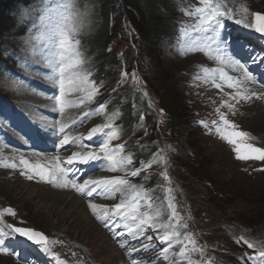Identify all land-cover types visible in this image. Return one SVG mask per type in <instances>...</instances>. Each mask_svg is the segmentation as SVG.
<instances>
[{"label":"rangeland","instance_id":"374dc122","mask_svg":"<svg viewBox=\"0 0 264 264\" xmlns=\"http://www.w3.org/2000/svg\"><path fill=\"white\" fill-rule=\"evenodd\" d=\"M210 2L215 11L225 12L231 16V18L222 17L224 20L222 39L227 42L231 54L245 63L249 70L260 68L257 64L258 50L253 51L254 48L249 47L246 42L249 38L244 36L236 39V35H242L251 30L246 25H242L245 17L249 19V24L254 25L257 22L255 13L264 14V0H226V3L225 0H210ZM202 7L204 4L201 0H170L166 11L162 10L158 15L153 12L154 15L147 21L155 30L161 23L163 28L168 29V34L172 32V29L173 33L163 34L157 40L154 30L150 34L141 30L140 33L144 39L134 45V40L130 36V20L126 15L120 18L124 35L118 31L116 39H113L109 45L120 63H108V67L102 71V76L108 83L110 82L107 79V73L109 75L114 73L123 84L118 87L122 94L119 95V107L117 108L106 106L104 103L113 91L108 86L98 89L94 84L93 68L94 65H98L95 61L98 57L96 51L89 42L85 48L80 43L77 45L78 58L84 61L82 67L88 74L89 80L95 85L93 100H85L83 109L88 110L91 107L97 109L100 104H103V108L98 111L97 121L82 122L79 133L87 137L91 128L98 125H111L119 120L122 111H124V119L127 120L125 112L128 100L132 104L134 115L138 118L147 113V108L155 109L156 115L148 117L145 114V121L147 125L150 123L152 126V138L156 139V144L150 145L145 142L141 145V149L143 152L153 149L159 157L163 158L165 168H167L165 158L171 156L172 161L169 163V168L172 182L179 193L181 203L191 217L190 226L199 229L201 236L208 241L222 239L216 247H209L206 240H196V247L198 249L202 247L203 250L205 249L204 253L207 251L208 254L205 258L197 259L195 256L198 252H195L194 260L205 262L208 257L217 258V253L213 248L227 245L230 249L222 254L226 261L218 264H248L241 260L244 252L238 246L235 247L232 242L225 240L222 230L226 224L228 227L250 230L249 234L252 230L254 233L264 231V161L246 160L244 165L249 173H245L243 166L237 163L243 164V160L236 159V148H240L241 154L246 153L248 149L245 146L251 145L247 139L241 142L240 137H234L236 143L228 142L227 144L232 145L233 149L227 150L215 138L204 136L193 122L196 113L202 110L216 111L208 106L204 99L208 91L212 89V83L221 79L222 75L225 76L221 73L223 68H220L223 64L218 61L221 57L217 55L213 58L217 54L215 46H205V37L208 33L199 30L202 14L198 12V9ZM13 8L15 25L0 41V58L4 67L0 71V229L8 231L6 226L14 223L42 231L49 237L48 247L60 257L64 264H128L125 260L132 264L127 253L122 251L120 246L117 247L104 233L101 220L97 218L100 212L95 213L94 221L87 218L88 215H93L91 204L95 203L100 208V204L105 203L107 199H98V197L96 202H89L80 198L81 194L76 193L71 186L61 188L47 182L45 183L48 185H45L38 177L29 180L26 175L21 174L27 172L29 175H34L33 171L29 172V160L39 162L43 159L40 167L49 171L46 165L52 162L58 153L50 150L39 153L27 146L24 153L16 140V138L23 139L22 134L18 130L15 131L10 120L11 111L5 109V104L11 100L18 108V113L30 115L25 118L32 123H38V120L33 117L38 118L44 124L42 130L48 134L49 132L54 133L50 127L52 125L57 127L59 123H47L49 115L42 108L48 106L49 101L44 95L40 97L38 95L42 88H51L53 93H59L58 86L50 82L38 88L31 86L40 81L38 79L41 77L47 78L45 74L52 71L53 54L58 51L54 30L64 25L71 30L73 42L80 41L82 38L92 40L102 27L101 4L97 0H27V2H17ZM174 29L177 35L174 34ZM147 44L155 46L154 50L158 58L145 49ZM139 45L142 47L141 50L138 48ZM24 55H32L44 62L41 65L50 67V70L38 73V70L32 68L31 64L30 68H27V63L34 58L26 56L24 60H21ZM56 60L58 61V57ZM25 68L28 71L23 72ZM31 70L32 72H29ZM260 73L263 82L264 72ZM242 80L243 78H240L239 81ZM85 87L87 90L84 96L87 91L92 90L89 86ZM164 89L172 93V101L176 103L175 109H171L164 103L163 106L169 109L166 111L161 106V99L166 101ZM217 90L220 92L218 100L223 102L226 98L224 92L227 89L217 88ZM13 91L15 93L11 98ZM2 94L6 98L2 97ZM208 96H212L211 91ZM80 97L81 95L71 96L75 100ZM69 104L70 102L67 101L64 105ZM255 104L257 107L239 105L238 110L246 114L241 122L242 129L253 132L264 143V105ZM12 115L14 119L20 118L14 111ZM72 118H74L73 113L70 114V119ZM177 125L178 128H176ZM151 130H149L150 134ZM235 132H240V130ZM4 134L15 145L3 139ZM44 139L45 133H40L41 143ZM82 141L87 142L86 139ZM44 143L46 144V141ZM50 143L55 144L53 141ZM181 143L184 147H181ZM61 148L59 145L57 149ZM90 150L94 149L88 148L78 152L86 153ZM21 158L28 161L27 166L20 163ZM13 164L16 165L15 168L12 167ZM35 166L38 165L35 164ZM96 167L99 170L92 173L91 179L114 177V172L100 162H92L89 165V168ZM260 167L263 169L262 173L256 172ZM134 168H138L134 162L128 166V169ZM137 181H143L142 175L137 177ZM145 185L149 188L147 184ZM132 195L127 192H116L111 195L110 200L103 205V213L106 210L112 217L114 205L120 203L121 200L131 199ZM51 196L53 199L48 200ZM74 196L79 200H76ZM71 203L72 207H69ZM160 209L164 214L163 205ZM141 211L148 215L155 214L152 207H142ZM156 218L154 222L157 224L163 221L160 215ZM74 221L78 223L75 224ZM152 222L149 221V224ZM126 223L129 224L128 221L124 222V227ZM164 230L145 228L144 235L140 237L141 243H147L140 244V246L156 245L148 248V251H153L155 254L161 252L163 245L156 241V237L162 235ZM148 235H151L153 239L144 238ZM8 246L21 253L22 259L27 261V264H41L44 261L35 245L19 237L10 240ZM31 246L36 248V252L31 251ZM118 249L122 252L120 259L116 258ZM236 250L238 251L237 256ZM140 252L145 253L144 249ZM199 254L201 255L202 252ZM90 255L94 256V260ZM47 257L52 259L50 256ZM85 258L89 261H80ZM0 264H19V262L17 257L0 252ZM53 264L57 262L53 260ZM156 264H162L160 257Z\"/></svg>","mask_w":264,"mask_h":264},{"label":"snow or ice","instance_id":"6c2138e0","mask_svg":"<svg viewBox=\"0 0 264 264\" xmlns=\"http://www.w3.org/2000/svg\"><path fill=\"white\" fill-rule=\"evenodd\" d=\"M201 3L204 4V7L198 9V12L202 14L201 27L199 30L204 33H208V35L205 37V46L211 47L214 45L218 56H229L231 58V62L235 65L236 71L243 76V81H238L236 77H225L223 75L221 76V79H226L229 82V88L233 87L234 83L251 82L253 85H255L257 81L254 74L249 71L248 66L245 63L232 56L227 42L222 39V30L224 26V20L222 17L227 16L228 18H231L230 14L215 11L210 0H201ZM65 19H67V17H65ZM255 20L257 23L254 25L248 24L246 27H249L256 33L264 35V23H260L261 21H264V14H261V12H256ZM54 35L56 36V47L58 51L53 54L51 61L52 75L49 77V79L54 85L58 86L59 94L53 98L59 105V112L63 113L65 103L64 97L66 93L71 94L85 92V86L91 87L92 90L87 91L84 97H80L77 100L71 101L73 105L82 104L85 102V100H93L95 95V85L88 79V74L82 67L84 61L78 58V52L76 49L80 41L77 40L73 42L71 39V30L62 25L54 30ZM56 57H58V62ZM215 87L221 88V85L216 84ZM262 87H264V85H262ZM232 98L238 101H251L253 99L264 100V91H257L253 89L251 92L244 94L237 90ZM229 107H232V105H229ZM102 108L103 104H100L97 109H94V111H99ZM89 114L90 113H84V116L81 117L80 123H82ZM220 118L225 125L229 124L228 119L223 113H221ZM141 119H143V117H141ZM111 127L112 126L110 124L103 126L98 125L91 128L86 138L80 136L70 138L69 133L73 130L72 128L61 124L57 129L56 125H52L50 129L54 131V134L58 131L59 134L63 136V139H59V137H57V139H59V145L62 148L64 146L74 145L77 143V141L83 139H86L90 142L94 139V137L97 136L98 133H104L106 138L103 139L101 143L94 146L97 150H90L86 153L73 152L72 155L67 158L66 166L63 168L57 166V169L46 171L44 168L38 166L34 170V175H29L27 172L21 174L26 175L27 179L29 180H33L38 177L41 181L47 182L55 187L67 188L69 187V182L64 180V177L67 176L69 171L67 166L76 167L77 165H88L91 162H100L112 172L123 171L127 176H138L141 169L146 166L141 164L140 168H134L130 170L128 169V166L133 164V159L131 156L120 155L125 147L123 144H119L115 147L111 146L113 139L118 138L115 131H104L105 128L110 129ZM245 135L247 134L244 132H232L225 138L229 143L235 144L236 140L234 137ZM83 147L92 148L93 146L91 144H83ZM245 147L248 149V151L243 154H241L240 148H236L237 159H255L264 161V148L253 147L251 145H246ZM20 163L25 166L28 165V161L23 158H21ZM12 167L15 168L16 165L13 164ZM163 178L166 181L169 179L167 173L163 174ZM71 187L74 188L77 193L89 197L98 191L101 192L105 197L114 195L116 192H127L129 194H133L131 199L127 201L121 200L120 203L115 204L114 212L112 213V215L120 217V219L124 221L131 222V224H125V227L127 228V236H130L133 239H138L140 236L144 235L145 228L148 227L154 229H165L162 235H157L156 237V240L159 242V244L163 245L161 248L160 257L164 260L169 259V250L173 249L175 245H183V240L181 239V232L179 229L181 227H186V225H179L178 223H155L153 217L148 216L146 212L141 211L142 206L147 208L152 207L149 198L144 192L138 191L137 186L130 183L128 179L122 177L83 179V183H77L75 180H73L71 181ZM169 191H171V189H169ZM142 200L144 201L143 205L141 204ZM90 207L93 209L95 214L97 205L91 204ZM168 208L170 209L169 221L176 220L179 214L177 213L176 207L172 203L171 199L168 201ZM11 215H15V213H11ZM156 215L158 217L160 213L157 212ZM97 218L103 222L110 219L111 217L105 210L104 214L102 216L98 215ZM149 221L153 222L149 224ZM6 227L9 229L8 231L0 229V252H5L9 256L17 257L19 264H27V261L22 259L21 253L8 246L10 240H14L17 237H23L27 242L35 245L39 252L43 253L45 256H50L57 262V264H64V262L60 260V257L56 253H53L48 247V236H46L42 231L25 227H14L12 225H7ZM105 227H108V225L105 224ZM117 227H119V225H117ZM169 229H171V231H169ZM144 238L148 240L153 239L151 235L145 236ZM184 240H187L191 244V250L190 252H186V245L181 246L179 252L176 254L177 258L178 260L187 259L188 264H195V262L190 259V254L191 252H199L201 250L196 247V241L191 239L189 235H185ZM241 242L247 245V248L254 249V245L247 240L242 239L241 241H237V243ZM155 246L156 245H145L144 247L145 249H148ZM120 247L126 251L128 247L132 248V252H128V256L131 259L132 264H136V260L133 257V252L136 251L135 246L120 243ZM241 260L245 262L251 261V264H264V250L257 252L255 256L244 255L241 257ZM149 264H151V262H149Z\"/></svg>","mask_w":264,"mask_h":264},{"label":"trees","instance_id":"16d2710c","mask_svg":"<svg viewBox=\"0 0 264 264\" xmlns=\"http://www.w3.org/2000/svg\"><path fill=\"white\" fill-rule=\"evenodd\" d=\"M25 1L27 0H20ZM18 0H0V41L2 38L13 28L15 25V19L13 17L14 6ZM101 4V16H102V27L97 32L96 36L92 38V40H85L86 45L88 42L90 46L96 51L98 57L95 61L98 63L100 74H103L105 68L108 67V63H120L117 60V55L113 50H110L109 45L111 44L113 39H116L117 32L120 31L124 35V28L122 24L123 16L130 20V36H132L134 40V44H137L138 41L144 39L143 35L140 33L141 30L150 34L154 30L155 39L158 40V37H161L163 34H168V29L163 28L164 26L159 23L156 30L150 25V22L147 20L154 15L153 12L160 13L162 10L166 11L167 6L170 3V0H97ZM114 21V22H113ZM8 24V25H5ZM140 33V34H139ZM157 33V34H156ZM173 33L170 32L168 35ZM1 45V43H0ZM133 47V46H132ZM154 45L145 47L146 50L150 51L152 55L155 54ZM139 50H141V46L139 45ZM144 49V50H145ZM1 52V49H0ZM160 51H158L159 53ZM94 53V52H93ZM134 54V51L132 52ZM155 58H158V55ZM0 65L1 58H0ZM107 79L111 84H114L117 75L114 73L109 75L107 73ZM175 91V90H174ZM164 95L166 96V101H160L161 106L167 111H169L166 106L163 104H167L171 109L176 108V103L172 101V93L164 89ZM125 116L127 117V123L129 124L132 120L131 110L129 108L126 109ZM174 120V119H172ZM178 128V125L176 126ZM180 143V142H179ZM181 147H184V144L181 143ZM183 150L184 148H180ZM206 179V177L204 178Z\"/></svg>","mask_w":264,"mask_h":264},{"label":"bare ground","instance_id":"6f19581e","mask_svg":"<svg viewBox=\"0 0 264 264\" xmlns=\"http://www.w3.org/2000/svg\"><path fill=\"white\" fill-rule=\"evenodd\" d=\"M44 62H40V61H38V60H31V61H29L27 64L28 65H32V68H34L35 70H38V73H43V72H45V71H47V70H50L49 68L50 67H46V66H42L41 64H43ZM41 65V66H40ZM38 68V69H37ZM44 75V74H43ZM46 76H47V78H44V77H41L40 79H38V80H40V81H37V83H35V84H33L31 87L32 88H38V87H41V86H46V85H44V84H49L48 82H50V83H52V81L49 79V77L52 75V71L49 73V74H45ZM27 88H29V87H27ZM41 95H43V91H41V93L38 95V97H40ZM238 108H239V106H238ZM18 109V108H17ZM18 111V110H17ZM242 112V111H241ZM19 114H21L20 112H19ZM21 134H22V138L26 141H23V144H22V147L24 148V147H31V148H33V149H35V150H37V152H42V151H44V150H47V151H49V149H48V147H47V145L44 143V141H47L46 139H51L52 138V136H51V134H48L46 131H44V130H40L39 132H38V134H37V136H33V137H31V138H28L29 137V132H21L20 130H18ZM40 133H45V139H44V141H43V143H41V141H40ZM50 133H52V132H50ZM3 139H5V140H7L9 143H11L12 145H15L13 142H10L11 140H9V139H7L6 138V134H4V136H3ZM56 150H59V149H56ZM66 165V164H65ZM68 168H69V170L71 171V170H73L72 172H76L77 173V171H79V173H77L78 175H79V179H83V178H85L86 176H88L89 178L88 179H91V176H92V173H94V172H97L99 169L96 167V168H89V166H88V168H82L81 166H76V167H73V166H67ZM50 192V191H49ZM72 196V195H71ZM81 196H84V195H82L81 194ZM74 197H76V196H74ZM99 197V198H98ZM91 198H98V199H107L101 192H97V193H95V194H93L92 196H91ZM51 199H53L52 198V196L48 199V200H51ZM68 199H70V198H68ZM76 200H79L78 199V197H76ZM49 202H51V201H49ZM76 203H77V201H76ZM75 203V204H76ZM95 204V203H94ZM51 206H53L52 204H51ZM77 206H78V204H77ZM69 207H72V203H71V206H69ZM81 208V207H80ZM82 209H83V207H82ZM52 212H53V210L52 209H50ZM51 212V213H52ZM88 212H92V210H88ZM97 212H100V215H103L104 213H103V211H101L100 210V208H98V209H96V213ZM87 218H88V220L90 219V220H92V221H94L93 219L95 218V214H94V212H93V215H88L87 216ZM64 219H65V216H64ZM98 221V220H97ZM71 222V221H70ZM74 223L75 224H77L78 222H75L74 221ZM105 233V232H104ZM106 235H107V237L110 239V240H112L115 244H116V246H117V238H119V237H121L122 236V234H123V231L122 230H120L117 226H115L111 221H110V223H109V225H108V232L107 233H105ZM72 242H76V241H74V240H71ZM115 249H117V247H115V246H113ZM117 252V255H116V258L118 259H120L121 258V256H122V252H121V250H117L116 251ZM90 257L92 258V260H94V256L93 255H90ZM125 262H127L128 264H131V263H129L128 261H126L125 260ZM136 264H145V261L143 260V261H141V262H137Z\"/></svg>","mask_w":264,"mask_h":264},{"label":"water","instance_id":"95a60500","mask_svg":"<svg viewBox=\"0 0 264 264\" xmlns=\"http://www.w3.org/2000/svg\"><path fill=\"white\" fill-rule=\"evenodd\" d=\"M257 23V22H256ZM260 23H264V21H261ZM14 227H22V226H16V225H13Z\"/></svg>","mask_w":264,"mask_h":264}]
</instances>
